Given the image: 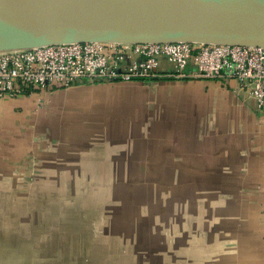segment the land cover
Masks as SVG:
<instances>
[{"label":"crops","instance_id":"0c3cea01","mask_svg":"<svg viewBox=\"0 0 264 264\" xmlns=\"http://www.w3.org/2000/svg\"><path fill=\"white\" fill-rule=\"evenodd\" d=\"M193 70L0 101V264H264V109Z\"/></svg>","mask_w":264,"mask_h":264},{"label":"water","instance_id":"95a60500","mask_svg":"<svg viewBox=\"0 0 264 264\" xmlns=\"http://www.w3.org/2000/svg\"><path fill=\"white\" fill-rule=\"evenodd\" d=\"M0 1V51L72 41L264 46V0Z\"/></svg>","mask_w":264,"mask_h":264},{"label":"built area","instance_id":"2783aa9c","mask_svg":"<svg viewBox=\"0 0 264 264\" xmlns=\"http://www.w3.org/2000/svg\"><path fill=\"white\" fill-rule=\"evenodd\" d=\"M166 57L179 75L234 78L264 109V46L192 41H72L0 51V101L26 89L70 87L81 81H129L155 74ZM264 215V180L261 187Z\"/></svg>","mask_w":264,"mask_h":264},{"label":"bare ground","instance_id":"6f19581e","mask_svg":"<svg viewBox=\"0 0 264 264\" xmlns=\"http://www.w3.org/2000/svg\"><path fill=\"white\" fill-rule=\"evenodd\" d=\"M2 4H8V2L7 1H0V6ZM11 4L17 12H23V11H26L30 8V5H26L23 7V6H18L17 4H14V3H11Z\"/></svg>","mask_w":264,"mask_h":264},{"label":"rangeland","instance_id":"374dc122","mask_svg":"<svg viewBox=\"0 0 264 264\" xmlns=\"http://www.w3.org/2000/svg\"><path fill=\"white\" fill-rule=\"evenodd\" d=\"M10 214H13V213H10Z\"/></svg>","mask_w":264,"mask_h":264}]
</instances>
